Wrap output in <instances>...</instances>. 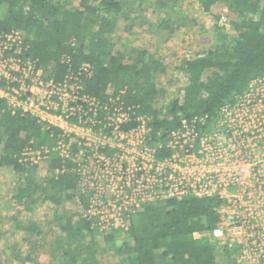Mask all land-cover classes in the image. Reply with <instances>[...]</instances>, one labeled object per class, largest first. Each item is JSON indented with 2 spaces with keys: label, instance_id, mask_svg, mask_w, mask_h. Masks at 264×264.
I'll use <instances>...</instances> for the list:
<instances>
[{
  "label": "trees",
  "instance_id": "1",
  "mask_svg": "<svg viewBox=\"0 0 264 264\" xmlns=\"http://www.w3.org/2000/svg\"><path fill=\"white\" fill-rule=\"evenodd\" d=\"M131 2L0 0V30L24 34L27 54L45 78L61 81L73 74L85 92L107 104L113 88V95L120 94L126 106L152 118L153 133H160L162 139L183 116L216 115L225 102L264 74V0H198L201 9L215 19V46L186 62L188 82L181 88L182 95L158 106L166 93L162 83L166 66L161 58L140 45L133 48L132 56L115 51L124 33L136 32L129 21ZM217 5L230 11L233 36L225 31L227 19L221 23L224 26L219 25L222 16L213 13ZM85 63L90 73L82 69ZM135 125L132 120L123 127ZM59 133L31 113L13 112L0 97V166L23 175L24 184L21 181L15 193L18 201L43 188L37 182L38 164L21 160L23 151L53 144ZM46 167L45 197L55 204L75 199L80 179L76 164L53 151ZM88 202L89 193L83 192L77 214H56L59 229L53 244L60 254L54 256L62 264H242L234 252L219 247L210 237L218 220L217 196L153 203L131 214L125 227L105 230L100 229L97 217L81 213ZM22 227L42 233L34 223L17 226ZM109 251L103 261L101 255Z\"/></svg>",
  "mask_w": 264,
  "mask_h": 264
},
{
  "label": "built area",
  "instance_id": "2",
  "mask_svg": "<svg viewBox=\"0 0 264 264\" xmlns=\"http://www.w3.org/2000/svg\"><path fill=\"white\" fill-rule=\"evenodd\" d=\"M28 47L21 31L0 30V97L60 133L53 144L25 148L21 160L39 164L54 151L74 162L77 205L89 193L81 213L97 217L102 230L125 227L153 203L217 196L211 239L242 264H264V74L216 115L183 116L162 139L120 94L109 92L107 104L73 74L43 77ZM132 120L136 125L125 129Z\"/></svg>",
  "mask_w": 264,
  "mask_h": 264
},
{
  "label": "rangeland",
  "instance_id": "3",
  "mask_svg": "<svg viewBox=\"0 0 264 264\" xmlns=\"http://www.w3.org/2000/svg\"><path fill=\"white\" fill-rule=\"evenodd\" d=\"M131 1L129 21L136 32L124 33L115 51L132 56L133 48L140 45L161 58L166 66V74L162 77L166 93L158 99V106L167 105L182 95L181 88L188 82L186 62L214 48L215 19L201 9L198 0H142V6L137 0ZM213 13L226 16L225 27L232 19L223 5L214 6ZM222 17L218 22L220 26H224ZM225 31L231 36L235 34L230 24ZM109 92L112 94L113 88ZM46 165L47 159L41 161L36 174L43 188L46 186L43 178L48 172ZM22 176L12 167L0 166V264H62L60 257L54 256L60 254L54 251L53 244L59 229L56 214H77L79 205L75 199L55 204L45 197L43 188L35 191L32 197L18 201L15 193L21 181L24 184ZM30 223L41 229V235L17 228L19 224ZM109 254L110 251L104 252L102 260L108 259Z\"/></svg>",
  "mask_w": 264,
  "mask_h": 264
}]
</instances>
